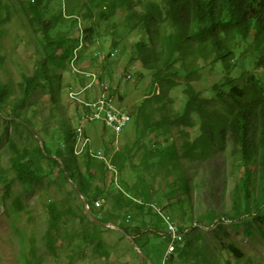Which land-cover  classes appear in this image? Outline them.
<instances>
[{"label":"trees","instance_id":"trees-1","mask_svg":"<svg viewBox=\"0 0 264 264\" xmlns=\"http://www.w3.org/2000/svg\"><path fill=\"white\" fill-rule=\"evenodd\" d=\"M57 1L0 0V26L11 23L13 15L16 19L18 7L21 6L29 18V24L43 36L46 53L38 62L37 70L33 73L23 72L16 90L8 92L7 89L10 88L0 83V118L5 120L7 128L0 141L8 135L10 127L16 124L24 125L33 138L31 144L12 142L10 145L13 152L10 158L12 171L16 176L13 179L6 178L7 195H11L12 187L17 183L26 188H37L45 183L50 186L63 185L65 182L72 184L75 191L88 200L91 215L97 220L93 222L87 217L83 205L81 223H87L84 224L83 231L86 233L82 235V241L92 245L94 253L107 260L110 259V254L104 230L112 228L101 223H112L124 230L127 235L135 238L141 250L147 244L143 238L153 235L162 237V230L154 226L155 230L145 233L136 224L132 226V223L136 221V216L150 215L144 213L149 209L154 213L150 216L157 220L154 225L164 224L153 209V206H160L164 201L166 208L163 211L167 212L164 213L171 221L176 225L171 215L182 217L188 227V230L180 228L186 239L176 246L164 264L188 262L189 251L193 253L190 258H201L195 264H210L207 252H200L193 247L198 249L204 246L202 241L205 242V235L201 229L217 225V222L231 221L249 237L256 235L253 229L264 233V0H88L83 5L78 0H68L71 4L70 15L76 17L80 14V34L84 42L97 43V25L112 22V36L116 40L114 47L120 44L117 38L119 30H125L126 38L131 37L132 41V61H138L150 73V92L147 91L149 94L137 105L135 116L131 118L134 119L135 131L141 124L143 126V132H137L140 134L139 140L147 129H158L167 136L166 141L170 142L169 133L173 127L181 125L195 128L193 114L202 119L196 139L183 133L185 142L182 153L173 142L164 144L152 140L139 147L138 151L144 149L145 155L136 166L131 164L136 157L130 155L131 148L122 151L116 143L110 160L117 176L129 169L137 178L132 184L126 185L125 188L129 191L119 190L114 194L117 203L114 213L105 211L104 208L98 210L95 202L91 203L93 200L108 201L106 186L109 175L115 180V173L109 170L107 163L92 155L90 146L80 161L70 149L68 156L65 151L54 147L47 148V153L39 145L35 147L32 132L37 127L24 112L40 87L59 93L60 87L55 82H60V79L52 73L53 68L64 66L75 49L74 58L78 57L77 63L80 60L78 53L85 47L81 39L77 43L67 41L66 36L70 34L61 29L69 23L64 16L57 14L51 17L54 11L52 4ZM118 15H121V21L113 22ZM0 29V35L4 34L5 29ZM58 29L61 30V36L55 40L52 35ZM64 44H67V48L62 55L56 56L55 50ZM2 59L1 55V66ZM96 74L102 86L104 77L100 78V74ZM209 75L212 76L211 81ZM182 81L186 82L188 100L184 103V109L178 111L174 107L171 93L181 87ZM196 82H202L203 86L198 88ZM12 96L15 97L13 102ZM115 102L119 106L116 98ZM213 103H217L219 107L214 108ZM6 106L11 108L7 109ZM61 108L55 101L50 116L59 128L65 129L66 140L74 147V135L69 130V124L65 126L57 122L60 119L67 123L59 117L57 109ZM88 108L85 106L79 111L76 107L75 114L83 119L92 114L93 108ZM9 110L13 115L7 116ZM99 122L106 126L102 121ZM84 132L86 133V129ZM227 145L230 146L234 159L232 172L236 173L229 209L219 211L211 208L199 215L193 206L192 188L184 174L181 160L193 162L206 159L216 149H227ZM155 165L167 168L168 176H175L167 184L165 193L161 190L152 191L150 188V181L155 177ZM95 183L100 185L95 187ZM57 204V201L49 203L52 217L46 238L47 245L53 251L59 242L54 231L63 230L62 221L65 217L77 219L74 206L60 209ZM91 205L95 213L92 212ZM192 228L197 230L186 243ZM216 229L228 234L223 226L217 225ZM223 246L239 260L246 256V252L236 241ZM33 250H36L35 243ZM146 261L149 260L143 259L142 264Z\"/></svg>","mask_w":264,"mask_h":264},{"label":"rangeland","instance_id":"rangeland-1","mask_svg":"<svg viewBox=\"0 0 264 264\" xmlns=\"http://www.w3.org/2000/svg\"><path fill=\"white\" fill-rule=\"evenodd\" d=\"M87 1L78 0V2H82V5ZM52 10L54 11L51 17L58 14L64 16L69 22L67 27H61L63 31L70 34V36H66L67 41L77 43L81 39L80 14L76 17L70 15L71 4L68 0H58L55 4L53 3ZM112 21L120 22L121 15ZM0 27L5 29L4 34L0 35V56H3L2 66L0 65V83L10 88L7 91L11 92L13 89L16 90L18 83L22 80L23 72L33 73L38 69V62L46 56L44 39L41 33L29 24V18L22 11L21 6L18 7L16 19L13 15L11 23ZM60 32V29L53 32L52 36L55 40L60 38ZM97 36L99 41L95 44H87L81 39L85 47L78 53L80 60L75 65L77 68L74 69L75 61L73 62L76 49L64 66L53 68L52 73L55 76L58 75L57 79H60V82H55L60 87L59 93H52L49 89L40 87L34 98L27 104L24 112L27 117L35 122L37 127L36 131H31L35 137V147L39 145L45 153H47V148L52 149L54 147L65 151L68 156H70L71 151L74 156H77L78 161L82 160L80 155L82 144L76 141L77 147L73 149L74 147L66 140L65 129L59 128L50 116L55 101H57L62 106L61 109H57L60 113L59 117L67 123H63L60 119L57 122L65 126L69 124V130L71 129L74 137L85 128L88 137L93 142V150L99 156L111 157L113 147L117 146L116 143H118L119 150L131 148L130 155H136L131 164L136 166L145 155L144 149L138 151L139 147L151 143L152 140L164 144L173 142L182 153L185 142L183 133L191 135L193 140L198 137L202 119L196 114L192 115L195 128H185L181 125L173 127L169 133L170 142L169 140L166 141L167 136L158 129H147L143 133L142 139L139 140L140 134L137 132H143V126L141 124L135 131L134 119L130 121L117 139L118 136L113 133L112 129L107 128L101 122L90 124L87 123L88 120L80 119L75 114L77 113L76 107L79 111L84 107L81 101L96 102L100 95L107 91L111 92L114 100L116 98L122 111L126 112L127 110L133 117L137 105L150 92L152 77L138 61H132V41L131 37L126 38L125 30L121 29L118 32L117 38L120 40V44L117 47H114L116 40L112 36V22L98 24ZM66 48L67 44L58 46L55 55H62ZM78 68L82 72L100 74V78L101 76L104 77L101 83L103 85L100 86L98 83L96 87V82L89 79L88 88H85L87 85L86 77L80 75ZM208 77L211 81L212 76L209 75ZM195 85L198 88L203 86L202 82H196ZM147 91L149 92L147 93ZM171 97L174 107L178 111L184 109V103L188 100L185 81L181 82L180 88L171 93ZM14 98V96L11 97L12 102ZM213 107L218 108L219 106L217 103H213ZM5 108L10 109L11 107L6 106ZM8 115H13V112L9 110ZM6 130L5 120L0 118V137ZM0 142V264H142L144 258L140 255L141 251L149 260L146 261L147 264H164L167 241L163 236L153 235L143 238L147 244L141 250H136L129 239L125 235V237L122 236L121 232L114 229L104 230V239L110 259H102L98 254H95L93 246L82 241V235L86 233L83 231L84 224L87 223H81L84 200L81 194H78L72 184L68 182L64 181L63 185L52 186L45 183L37 186V188L33 186L26 188L21 183H17L12 187L11 195L8 196L5 186L6 178L13 179L16 176L12 171L10 158L13 152L10 145L12 142H18L22 145L31 144L33 138L24 125L16 124L10 127L8 135L5 139L3 137ZM226 148L216 149L213 155L206 157V159L193 162L181 160L184 174L192 188L193 206L199 215L211 208L219 211L229 209L236 173L232 172L234 159L229 150L230 146L227 145ZM56 157L61 162L63 161L60 157ZM153 172L155 177L150 181L151 190H161L165 193L167 184L174 180L175 176H168L167 168L158 165L153 167ZM123 176L125 177L124 180ZM136 178L137 175L133 176L129 169L122 175L120 173L116 176L115 180H112L109 175L106 186L108 201L93 200L91 203L99 202L100 206H95L98 210L104 208L110 213L116 212L117 203L114 194L119 190H121L120 192L129 191L125 188L126 185L135 182ZM99 185V183H95V187ZM51 201H57L60 209L74 206L77 212V219L76 217H65L62 221L63 230L54 231V235L59 239L55 251L49 248L46 240L52 217L51 205H49ZM158 207L163 211L166 208V202L164 201ZM92 212L95 213L93 206ZM144 213L154 214L149 209L145 210ZM150 215L136 216L137 219L132 223V226L136 224L135 226H139L145 233L151 232L149 231L151 229L155 230L154 226L162 230L161 234L163 231L166 232L165 225L163 223H160V226L154 225L157 220H154ZM171 217L179 230H188V227L185 226L186 221L182 217L175 215H171ZM217 223L218 227L223 226L228 234L218 231L217 225L204 227L201 229L205 235V242L202 241L204 246L198 249L193 247L200 252L206 251L210 257V264H264V233L253 229L256 235L249 237L244 234L241 228L237 229L231 221ZM262 227L264 228V224ZM191 230L186 243L193 238L192 235L197 229L192 228ZM187 233L188 231H186ZM185 239L186 237H184ZM232 241L238 242L239 246L246 252L244 259H237L235 255L224 248L223 245ZM34 243L36 250H33ZM185 244L180 248H183ZM192 255L193 253L189 251V260L184 264H195L201 260L200 257L198 260L190 258Z\"/></svg>","mask_w":264,"mask_h":264},{"label":"built area","instance_id":"built-area-1","mask_svg":"<svg viewBox=\"0 0 264 264\" xmlns=\"http://www.w3.org/2000/svg\"><path fill=\"white\" fill-rule=\"evenodd\" d=\"M77 59H78L77 56L73 59V62L75 61L74 69L77 68V67H75ZM78 72L80 73V75H84L86 77L87 85L85 88H88V80L89 79H93L96 82V87H97L98 83L100 84L99 77L96 73H94V72H82V71H80L79 68H78ZM81 103H83L84 107L86 106L87 109H89L88 107L93 108V111H91L92 114L85 116L83 118V120L84 119L88 120L87 123H94V122L102 121L107 127L111 128L112 131L115 132L118 136H120L122 129L131 121V118H132V116L130 115V113L127 110H126V112H124V111H122L121 107L116 105L115 100L112 97L111 92L104 91L100 95V98L98 99V101H96V102H91V101H88V102L83 101L82 102L81 101ZM84 129L85 128H83L82 132L80 131L74 137V149H75V147H77L76 141H78V143L82 144V147L80 150V153H81L80 155L82 158L87 147L90 146L92 149L91 154L95 155V157H97L98 160H100L102 162H106L109 170L111 172L114 171L115 179H116L117 171L111 163V160H110L111 157H108L106 155L105 156L104 155L99 156L93 150V142L91 141V139L88 136H86ZM95 206L99 207L100 203L95 202ZM89 208H90V206H89ZM153 209L163 219L165 229H167L166 232L163 231V233L160 234L168 242V248H167V252L165 255V259H164V262H165L166 259L170 255L173 254L176 246L184 241L185 235L171 221V218L168 215H166L158 206L157 207L153 206Z\"/></svg>","mask_w":264,"mask_h":264},{"label":"water","instance_id":"water-1","mask_svg":"<svg viewBox=\"0 0 264 264\" xmlns=\"http://www.w3.org/2000/svg\"><path fill=\"white\" fill-rule=\"evenodd\" d=\"M82 198H83V200H84L83 205H84V209H85V214L87 215V217H88L91 221H93V222L97 221V220L94 219V218L92 217V215H91L90 208H89V205H88V200H87L85 197H83V196H82ZM101 224L104 225V226H106V227H108V228H111V227H112V229L121 232L123 235H125V236L129 239V241L132 243V245L134 246V248H135L136 250H139V248H138V246H137V244H136V242H135V238L132 237V236L127 235V234L125 233L124 230H122V229H120V228H117V227L113 226L112 223H111V224H104V223H101ZM140 255H141L144 259H146V257L144 256V254H143L142 252H140Z\"/></svg>","mask_w":264,"mask_h":264}]
</instances>
